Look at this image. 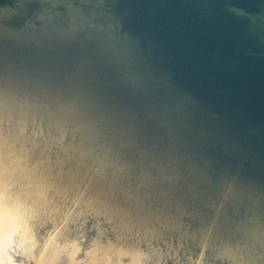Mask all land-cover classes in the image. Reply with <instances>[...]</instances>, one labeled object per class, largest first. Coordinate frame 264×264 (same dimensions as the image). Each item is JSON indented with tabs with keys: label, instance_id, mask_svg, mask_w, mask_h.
Returning a JSON list of instances; mask_svg holds the SVG:
<instances>
[{
	"label": "bare ground",
	"instance_id": "obj_1",
	"mask_svg": "<svg viewBox=\"0 0 264 264\" xmlns=\"http://www.w3.org/2000/svg\"><path fill=\"white\" fill-rule=\"evenodd\" d=\"M123 1L0 9V264H264V91Z\"/></svg>",
	"mask_w": 264,
	"mask_h": 264
},
{
	"label": "water",
	"instance_id": "obj_2",
	"mask_svg": "<svg viewBox=\"0 0 264 264\" xmlns=\"http://www.w3.org/2000/svg\"><path fill=\"white\" fill-rule=\"evenodd\" d=\"M142 1L145 0H124L123 2L130 5ZM147 1V5H150L151 10L155 12L152 13V18L155 17L156 13H160L159 7H164V10L160 13L162 19L156 14L155 22H160V26L168 28L167 25H182V28L178 31L179 35L189 34H187L188 43L190 40L194 41L193 45L195 46L192 51L199 47L198 44L201 41L209 40V45H214L213 48L206 50L203 61L199 63L193 61L184 68L189 67L193 70L196 67L201 68L200 76L205 78L206 81L211 80L212 70L225 69L234 74V77L231 78L230 73H228L231 80L235 82L234 84L238 86H241V84L246 85L255 92L259 90L262 93L264 91V0ZM20 2L21 0H0V9ZM129 14L131 15L130 12ZM138 14L139 12L135 11L134 15L139 16ZM169 15L171 17H167ZM139 18L143 19L144 17L140 15ZM149 29L151 30L152 27H149ZM154 34L155 32L152 33V35ZM188 43L186 45H189ZM200 45L203 44L200 43ZM189 47L186 50L191 52ZM177 50V52H181L179 48ZM185 51L182 53L187 54ZM177 56L181 57L180 54ZM172 58L178 67L183 65V59L176 56H171ZM231 80L228 81L231 82ZM237 93L241 95L240 92ZM234 94L230 97L232 101L244 102L241 97ZM251 106L255 112H259L258 109H261L260 105L257 104L249 103L247 105V107ZM256 107L257 110H255ZM258 114L261 115L262 113L259 112Z\"/></svg>",
	"mask_w": 264,
	"mask_h": 264
}]
</instances>
